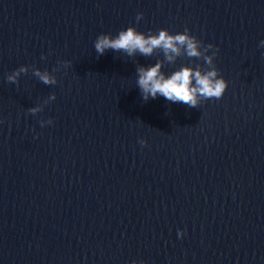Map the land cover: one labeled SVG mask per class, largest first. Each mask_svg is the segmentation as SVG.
Returning <instances> with one entry per match:
<instances>
[{"label":"water","instance_id":"1","mask_svg":"<svg viewBox=\"0 0 264 264\" xmlns=\"http://www.w3.org/2000/svg\"><path fill=\"white\" fill-rule=\"evenodd\" d=\"M128 26L214 44L224 95L144 102L162 52L94 48ZM261 40L264 0H0V264H264Z\"/></svg>","mask_w":264,"mask_h":264},{"label":"clouds","instance_id":"2","mask_svg":"<svg viewBox=\"0 0 264 264\" xmlns=\"http://www.w3.org/2000/svg\"><path fill=\"white\" fill-rule=\"evenodd\" d=\"M143 12H138L137 22L143 17ZM264 47V40L259 42ZM94 48L98 55H103L107 50L122 52L127 56H135L137 53L145 57L152 56L156 50L163 54V60L157 59L155 63L139 65L136 69V86L144 102L157 97H163L172 103H182L189 108L197 107L201 102L221 98L227 87L228 81L221 75L220 69L215 66V57L219 49L212 43L202 47V41L191 34L190 29L172 32L168 28L158 30L140 31L135 26H128L118 33H100L94 41ZM211 51V54H207ZM181 54L189 58H203L207 69L199 65L184 64L170 72L164 71V62L173 64ZM69 62L64 61L67 66ZM28 71L27 65H21L7 75L9 82H15L21 73ZM34 74L46 84L57 82L55 76L49 71L35 69ZM55 94H53V97ZM38 107L31 108L33 114L38 112ZM41 126L52 124V119L40 121ZM141 144L146 143L141 140ZM183 235V231L180 232ZM132 264H136L133 261ZM143 264V261L140 262Z\"/></svg>","mask_w":264,"mask_h":264}]
</instances>
